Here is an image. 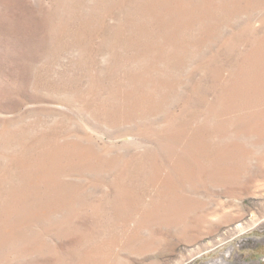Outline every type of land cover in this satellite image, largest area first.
<instances>
[{"label": "rangeland", "instance_id": "1", "mask_svg": "<svg viewBox=\"0 0 264 264\" xmlns=\"http://www.w3.org/2000/svg\"><path fill=\"white\" fill-rule=\"evenodd\" d=\"M0 264H264V0H0Z\"/></svg>", "mask_w": 264, "mask_h": 264}]
</instances>
